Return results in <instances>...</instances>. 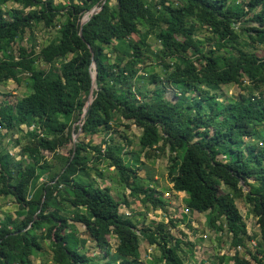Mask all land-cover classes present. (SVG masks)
I'll list each match as a JSON object with an SVG mask.
<instances>
[{
	"label": "trees",
	"instance_id": "1",
	"mask_svg": "<svg viewBox=\"0 0 264 264\" xmlns=\"http://www.w3.org/2000/svg\"><path fill=\"white\" fill-rule=\"evenodd\" d=\"M12 1L20 8L4 10L0 0V86L25 79L29 92L0 99L6 130L0 131V195L21 211L0 216V264H34L43 242L54 264H92L81 250L87 241L102 253V264H113L110 237L116 264H143V247L158 250L155 262L185 264L180 246L192 250L193 243L181 230L134 218L164 207L161 190L145 186L138 170L165 153L167 190L183 192V204L207 212L208 228L229 238L231 253L218 260L264 264V0ZM39 24L56 36L36 49ZM150 33L158 50L146 40ZM154 60L160 68L151 70ZM92 61L96 86L81 119ZM231 84L241 91L237 98L219 100V86ZM114 124L141 129L137 151ZM22 125L25 142L16 160L5 139ZM100 132L104 137L93 142ZM253 136L260 142L247 141ZM102 166L117 172L127 189L122 197L94 183L89 171L102 177ZM240 198L256 218L260 254L248 244ZM136 200L144 212L131 207ZM168 221L177 227L180 220Z\"/></svg>",
	"mask_w": 264,
	"mask_h": 264
},
{
	"label": "rangeland",
	"instance_id": "2",
	"mask_svg": "<svg viewBox=\"0 0 264 264\" xmlns=\"http://www.w3.org/2000/svg\"><path fill=\"white\" fill-rule=\"evenodd\" d=\"M55 3H64L67 4V0H54ZM2 8L4 10L8 9H19L20 6L13 2L12 0H6V2L3 3ZM28 9H25L24 12H26ZM142 32L145 30V28L141 29ZM204 33V32H202ZM201 32H198L196 34L197 37L203 38L204 35ZM28 31L24 34L22 40L20 41L21 44L24 46H27L28 43L30 44L29 40L27 42L28 37ZM56 36V30L55 29H46L42 24H39L34 28V37L36 42V49L39 45L44 43L48 38H52ZM146 40L150 42L152 49L158 50L159 43L155 40V37L152 33L146 37ZM126 42V40L124 41ZM38 44V45H37ZM260 52V50L258 49ZM155 62H157L155 64ZM38 66H43L44 64L41 63V61L38 59L36 61ZM153 64V61H152ZM160 63L156 60H154L153 68L151 70L159 69ZM140 86H142L143 92H150L151 88L145 84L144 82L140 83ZM221 94L219 97V100H231L234 98H237L238 94L241 92L239 87L235 84L231 85H222L219 86L218 89ZM29 92L27 81L25 79H22L20 83H16L13 80H8L6 84L0 86V99H14L16 97H22L26 95ZM170 92V91H168ZM7 94V95H5ZM171 93H166V96L172 98L173 96L170 95ZM113 127L117 128L120 132H123L127 135L128 139L131 141L132 146L131 148L133 150L139 149V137L141 134V129L138 128L135 125H132L128 128L124 126H116V124L113 125ZM22 130L20 132L14 131L12 135L8 133L7 138L5 139V142L7 143V151L8 153L13 156L16 160L21 158V154H19L20 151V144L25 142L24 138V132L27 130V128L22 125ZM1 132H5L6 130L4 128L0 127ZM262 131V129L260 130ZM81 135V133H80ZM118 137V135L116 134ZM104 137V134L100 132L99 134H96L93 136V142L98 143L101 141V139ZM16 138L18 140V143L16 142ZM254 140H258L260 142L259 138H256L253 136L252 138L248 139V142H252ZM70 144L68 145V147ZM67 147V148H68ZM66 149L63 150V152ZM167 167H168V161H167V154L164 155L160 154L158 157H154L151 159H145L144 164L140 165L139 167V174L141 176V179L145 186L149 185L150 187H156L160 192H162L160 195L162 196V199L164 200L165 204L164 207L159 208L156 207L152 210V212H146L145 214H136L134 215V218H136L138 221H141L144 216L148 219H153L157 222H162L164 224H167V227L170 228V230L174 233H178L177 229L181 230L183 232V239H187L193 243L192 250L188 249V246L181 245L180 252L183 255L184 263L185 264H199L200 261L203 260L204 264H210L211 262H214V264H223L218 260V256L222 254H230L231 250L228 249V242L229 238L226 237V235L222 232H215L213 230H210L208 228V218L206 216L207 212L204 213H193L191 211L184 212V205L183 202L179 205V197L178 195L176 199H174L172 196H166L164 194L165 191L169 187V182L166 177L167 173ZM102 170V177H99L95 174L94 170L89 171L90 176L93 178L94 183L98 184L99 186H107L111 189V192L119 197L123 196V193L127 191L125 189V186L119 181L117 172L112 167H103ZM154 180V183L148 184L147 180ZM156 189V190H158ZM171 194V192H170ZM133 203L131 205L132 208L135 209L136 212H144V207L141 203L138 202ZM236 205L241 213V215L244 218L247 232L251 235V244L249 242L250 248L252 251H256L257 254L261 253L262 250V244L260 241V236L258 232V226L256 224V218L254 215L250 212V205L245 201L244 198H240L235 200ZM124 211H128L127 208H124ZM20 209L17 208V205L14 203V200L10 196H1L0 195V216L3 217L5 215H8L10 217H14L16 213H20ZM132 214V213H131ZM171 218L172 220L176 221V219H179L180 221L177 222V227H171L170 222L168 219ZM82 233V231H80ZM255 243V246H254ZM110 245L111 250L108 258L113 259V264H116L119 262L120 257H118L113 250V247L115 245V239L113 237H110ZM42 250L36 254L32 260L34 264H54L51 258V251L47 244V242L42 243ZM83 252L88 254L91 259L92 264H102L103 263V256H101V252L96 248L93 247L88 241L86 242L85 246L81 248ZM142 258H144L143 264H151L152 261H154V264H163L162 261L159 259L157 262H155V258L159 257V252L155 248L152 247H146L142 249ZM243 254V253H242ZM229 261L227 264H230ZM252 264H256L255 262H252Z\"/></svg>",
	"mask_w": 264,
	"mask_h": 264
},
{
	"label": "water",
	"instance_id": "3",
	"mask_svg": "<svg viewBox=\"0 0 264 264\" xmlns=\"http://www.w3.org/2000/svg\"><path fill=\"white\" fill-rule=\"evenodd\" d=\"M103 3V2H102ZM101 8V5L100 6H94L93 8H91L86 14L83 15V17L86 15V17L83 19L82 17V20H81V25H83L85 22H87L90 17L96 13L98 10H100ZM81 27V26H80ZM81 29V28H80ZM79 33L81 34V30L79 31ZM89 46V45H88ZM91 53H92V50L90 49ZM91 66L93 67V70L91 72V75H92V86H91V89H90V92H89V95H88V98H87V101L85 103V107H84V110H83V113L81 115V119L84 117L86 111H87V107L89 106V104L91 103L92 101V89L95 88V77H96V64L92 61L91 62ZM78 124H79V128H78V131L76 133L73 134V143H75L77 141V138L79 137L80 133H81V124L82 122L79 120L78 121ZM44 177V176H43Z\"/></svg>",
	"mask_w": 264,
	"mask_h": 264
},
{
	"label": "built area",
	"instance_id": "4",
	"mask_svg": "<svg viewBox=\"0 0 264 264\" xmlns=\"http://www.w3.org/2000/svg\"><path fill=\"white\" fill-rule=\"evenodd\" d=\"M33 128V126H31V127H29V129H32ZM170 192H171V194H170ZM164 194L166 195V196H172L174 199H176V197L178 196V195H180V194H182V195H180V196H178L179 197V205L182 203V197L184 196V193L183 192H175V191H170V190H167V191H165L164 192ZM184 205V204H183ZM184 212H188V211H190L189 209H188V207H186L185 205H184V210H183ZM126 214H129V212L128 211H126ZM214 231V230H213ZM250 242V244H251V241H249ZM249 242H248V244H249ZM228 246H229V242H228ZM250 246V245H249ZM254 246H255V243H254ZM229 249V248H228ZM237 250L238 251H240V253H243L242 252V248H240V247H237Z\"/></svg>",
	"mask_w": 264,
	"mask_h": 264
},
{
	"label": "bare ground",
	"instance_id": "5",
	"mask_svg": "<svg viewBox=\"0 0 264 264\" xmlns=\"http://www.w3.org/2000/svg\"><path fill=\"white\" fill-rule=\"evenodd\" d=\"M86 17V15L83 17V19Z\"/></svg>",
	"mask_w": 264,
	"mask_h": 264
}]
</instances>
